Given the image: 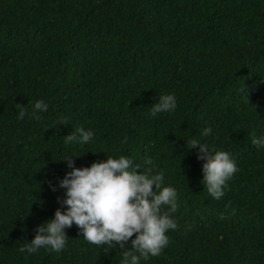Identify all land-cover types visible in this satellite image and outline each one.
Listing matches in <instances>:
<instances>
[{
    "label": "trees",
    "instance_id": "1",
    "mask_svg": "<svg viewBox=\"0 0 264 264\" xmlns=\"http://www.w3.org/2000/svg\"><path fill=\"white\" fill-rule=\"evenodd\" d=\"M169 94L176 108L153 117ZM37 101L48 105L40 120ZM79 128L92 139L66 143ZM253 134L264 137V0H0V264H123L119 247L107 253L75 224L60 252L19 251L66 210L64 160L121 155L141 170L151 159L177 192V229L140 264H264V146ZM193 139L239 169L219 200Z\"/></svg>",
    "mask_w": 264,
    "mask_h": 264
},
{
    "label": "clouds",
    "instance_id": "2",
    "mask_svg": "<svg viewBox=\"0 0 264 264\" xmlns=\"http://www.w3.org/2000/svg\"><path fill=\"white\" fill-rule=\"evenodd\" d=\"M175 108L174 95H161L150 114L155 117L157 113ZM47 110L46 103L37 101L31 118L40 120L42 117L36 113ZM25 115L26 112L21 111L18 119L22 120ZM211 131L205 128L201 135L207 136ZM93 135L92 131L79 128L64 139L66 143L77 141L86 144ZM252 144L264 146V137L256 138L253 134ZM189 147L199 148L197 159L206 161L202 165V183L208 193L219 200L224 195L222 189L226 182L239 170L235 161L226 151L210 154L208 147L195 139L189 141ZM64 161L72 169L59 183V187L66 190L65 199L61 202L66 210L57 209L53 219L38 226L34 239L19 248L21 253L27 251L32 254L40 248L60 252L68 239L65 229L75 224L89 243L106 245L107 253L109 249L119 247L123 264H140L141 258L147 261L161 255L169 244L166 233L178 227L172 217L178 209L177 192L172 187H162L163 170L157 171L151 159L145 160V165L150 167L141 170L140 165H134L123 155L119 158L107 156L105 161L83 168H75L71 158ZM164 206H167V211H162ZM129 241L132 250L125 247Z\"/></svg>",
    "mask_w": 264,
    "mask_h": 264
}]
</instances>
